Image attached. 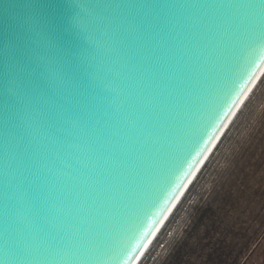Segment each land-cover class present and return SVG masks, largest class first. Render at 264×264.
Instances as JSON below:
<instances>
[{
    "label": "water",
    "instance_id": "95a60500",
    "mask_svg": "<svg viewBox=\"0 0 264 264\" xmlns=\"http://www.w3.org/2000/svg\"><path fill=\"white\" fill-rule=\"evenodd\" d=\"M261 2L0 0V264H17L4 234L5 136L14 134L6 122L16 110L9 97L23 104L30 73L75 68L91 110L85 131L42 145L38 155L49 182L82 209L93 233L74 236L67 248L75 257L62 264H134L264 69V10L234 7ZM135 20H162L172 37L197 44L203 62L179 104L155 100L147 74L117 50L122 27L135 37V25L125 23ZM151 109L162 119L149 126ZM19 119L30 124L26 110ZM101 202L96 226L89 217ZM18 217L23 222V202ZM26 254L57 264L47 246Z\"/></svg>",
    "mask_w": 264,
    "mask_h": 264
},
{
    "label": "snow or ice",
    "instance_id": "6c2138e0",
    "mask_svg": "<svg viewBox=\"0 0 264 264\" xmlns=\"http://www.w3.org/2000/svg\"><path fill=\"white\" fill-rule=\"evenodd\" d=\"M234 7L264 10V0L259 5ZM125 23L129 27L135 25L136 35L130 36L122 27L117 41L122 58L134 69L147 74V85L158 89L153 95L155 100L164 103L170 98L179 104L180 99L190 95L193 79L203 62L196 56L197 44L183 37H172L167 23L162 20ZM258 39L264 40V36ZM82 87L73 67L48 70L37 67L23 84V104L19 97H9V104L16 110L9 113L6 122V127L14 134L9 136L6 132L5 136L4 234L6 251L12 253L17 264H37V258L26 253L32 247L41 246L54 249L57 264H62L75 257V252L67 248L74 236L86 239L93 234L91 225L86 227L81 222L82 209L73 207L63 190L49 182L38 161L42 145H60L74 130H86L91 110L83 102ZM24 110L30 124L19 119ZM159 119H162L161 111L151 109L145 115V123L149 126ZM106 188L112 190L111 186ZM21 202L23 222L18 217ZM104 210L101 202L96 214L89 217L96 226L102 221Z\"/></svg>",
    "mask_w": 264,
    "mask_h": 264
},
{
    "label": "rangeland",
    "instance_id": "374dc122",
    "mask_svg": "<svg viewBox=\"0 0 264 264\" xmlns=\"http://www.w3.org/2000/svg\"><path fill=\"white\" fill-rule=\"evenodd\" d=\"M140 264H264V75Z\"/></svg>",
    "mask_w": 264,
    "mask_h": 264
},
{
    "label": "bare ground",
    "instance_id": "6f19581e",
    "mask_svg": "<svg viewBox=\"0 0 264 264\" xmlns=\"http://www.w3.org/2000/svg\"><path fill=\"white\" fill-rule=\"evenodd\" d=\"M263 75H264V69L261 72V74L259 75V77L257 78V80L255 81V83L253 84V86L251 87V89L249 90V92L247 93V95L245 96V98L243 99V101L241 102V104L239 105V107L237 108V110L235 111V113L233 114V116L231 117L230 121L228 122V124L226 125V127L224 128V130L222 131V133L220 134V136L218 137V139L216 140V142L214 143V145L212 146V148L210 149V151L208 152V154L206 155V157L204 158V160L202 161V163L200 164L198 169L196 170V172L194 173V175L192 176V178L190 179V181L188 182V184L186 185V187L184 188V190L182 191V193L180 194V196L178 197V199L176 200V202L174 203V205L172 206V208L170 209V211L168 212V214L166 215V217L164 218V220L162 221V223L160 224V226L158 227V229L156 230V232L154 233V235L152 236L153 239L151 238L152 240L150 239V241L146 245L147 248L145 247L146 250L145 251L143 250L144 253L140 254L141 257L139 256L134 264H140V262L142 261L144 256L147 254V251L149 250V248L151 247V245L153 244V242L155 241V239L157 238V236L159 235V233L163 229L165 223L168 221L170 216L176 210V208L179 205V203L182 201V199L185 196V194L188 192L189 188L191 187V185L195 181L196 177L198 176V174L200 173V171L202 170V168L204 167V165L208 161L209 157L211 156V154L213 153V151L215 150V148L217 147V145L219 144V142L223 138L225 132L227 131V129L231 125L232 121L234 120L236 115L239 113V111L242 108L243 104L248 99V97L250 96L251 92L254 90V88L256 87V85L258 84L259 80L262 78Z\"/></svg>",
    "mask_w": 264,
    "mask_h": 264
}]
</instances>
